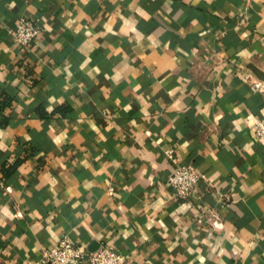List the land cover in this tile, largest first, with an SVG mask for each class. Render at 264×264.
I'll use <instances>...</instances> for the list:
<instances>
[{"label": "crops", "instance_id": "obj_1", "mask_svg": "<svg viewBox=\"0 0 264 264\" xmlns=\"http://www.w3.org/2000/svg\"><path fill=\"white\" fill-rule=\"evenodd\" d=\"M254 80L264 0H0V264L66 235L126 264H264ZM170 149L207 177L188 200Z\"/></svg>", "mask_w": 264, "mask_h": 264}, {"label": "built area", "instance_id": "obj_2", "mask_svg": "<svg viewBox=\"0 0 264 264\" xmlns=\"http://www.w3.org/2000/svg\"><path fill=\"white\" fill-rule=\"evenodd\" d=\"M43 26L39 19L23 17L12 30L15 41L24 51L29 50L40 38ZM253 91L264 93V85L260 81H252ZM256 138L264 142V117L255 123ZM167 157L175 168L169 177V184L175 191V196L181 200H188L199 188L204 180V175L194 165L179 163L173 149L166 151ZM127 258L109 247L102 245L97 250L89 251L77 244L68 235L64 236L56 249H47L43 252L39 264H126Z\"/></svg>", "mask_w": 264, "mask_h": 264}]
</instances>
